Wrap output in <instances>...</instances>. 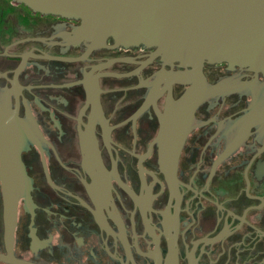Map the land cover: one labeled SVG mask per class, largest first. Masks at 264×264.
<instances>
[{"label": "flooded vegetation", "instance_id": "flooded-vegetation-1", "mask_svg": "<svg viewBox=\"0 0 264 264\" xmlns=\"http://www.w3.org/2000/svg\"><path fill=\"white\" fill-rule=\"evenodd\" d=\"M79 26L0 0V264H264V76L203 64L171 173L190 68Z\"/></svg>", "mask_w": 264, "mask_h": 264}, {"label": "water", "instance_id": "water-1", "mask_svg": "<svg viewBox=\"0 0 264 264\" xmlns=\"http://www.w3.org/2000/svg\"><path fill=\"white\" fill-rule=\"evenodd\" d=\"M40 14L77 20L92 43L154 48L190 68L178 76L191 88L162 117L157 136L164 168L173 173L187 123L203 99L204 63L247 67L264 76V0H11ZM8 172L4 169L3 174ZM8 215L14 190L4 183Z\"/></svg>", "mask_w": 264, "mask_h": 264}]
</instances>
